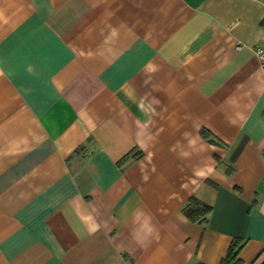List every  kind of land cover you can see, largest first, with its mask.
<instances>
[{
  "label": "crops",
  "instance_id": "0c3cea01",
  "mask_svg": "<svg viewBox=\"0 0 264 264\" xmlns=\"http://www.w3.org/2000/svg\"><path fill=\"white\" fill-rule=\"evenodd\" d=\"M259 46L264 0H0V264H264Z\"/></svg>",
  "mask_w": 264,
  "mask_h": 264
},
{
  "label": "trees",
  "instance_id": "16d2710c",
  "mask_svg": "<svg viewBox=\"0 0 264 264\" xmlns=\"http://www.w3.org/2000/svg\"><path fill=\"white\" fill-rule=\"evenodd\" d=\"M210 210H211V206L202 204L201 207H198L197 209L191 212V217L193 219H196L198 215V211H201L199 214H203ZM243 245H244V241H242L239 238L234 239L228 254L221 260L220 264H242V260L239 258V251L241 250Z\"/></svg>",
  "mask_w": 264,
  "mask_h": 264
},
{
  "label": "built area",
  "instance_id": "2783aa9c",
  "mask_svg": "<svg viewBox=\"0 0 264 264\" xmlns=\"http://www.w3.org/2000/svg\"><path fill=\"white\" fill-rule=\"evenodd\" d=\"M256 53H257V56L259 58L260 65L264 69V47H261V46L257 47Z\"/></svg>",
  "mask_w": 264,
  "mask_h": 264
}]
</instances>
